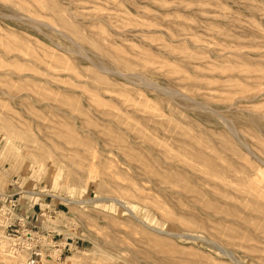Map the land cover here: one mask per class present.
<instances>
[{
	"label": "rangeland",
	"instance_id": "rangeland-1",
	"mask_svg": "<svg viewBox=\"0 0 264 264\" xmlns=\"http://www.w3.org/2000/svg\"><path fill=\"white\" fill-rule=\"evenodd\" d=\"M0 43L1 115L16 125L25 122L17 130L31 129L55 153L72 155V160L59 164L50 158L38 162L29 151L32 145L10 136L0 124V245L2 239L6 242L0 256L9 249L16 251L8 264H103V252L116 255L121 263L135 256L136 264L152 258L174 264H237L236 260L264 264V199L249 194L253 184L230 176L222 181L224 185L220 183L242 201L236 206L238 218L233 217L232 223L231 218L221 219L225 221L219 228L227 229L216 236L213 229L197 225L208 208L199 201L192 203L191 192L184 187L189 178L180 180L181 185L165 184L153 175L150 178L137 156L131 158L124 151L120 155L126 145L132 146L133 153L168 150L167 159L178 166L187 159L206 167L192 158L189 146L178 141L184 131L199 138L207 156L216 154L224 163L245 168L246 172H239L244 177L264 174V0H0ZM118 62L126 65L117 67ZM62 98L65 104L56 103ZM105 111L121 115L119 142L106 140L100 132ZM55 120L76 126L84 123L103 147L110 148L100 150L95 178L86 166L78 165L73 166L75 177L67 175L68 164L86 154L46 134ZM86 132L81 135L94 141ZM116 134L113 129L112 136ZM110 158L120 167L121 177L115 181L105 167ZM176 185L180 191L174 190ZM203 187L210 195L200 198L215 201L218 194L213 186ZM113 198L161 231L142 226ZM188 209L198 214L195 223ZM217 243L230 255L220 252ZM139 252H144V260Z\"/></svg>",
	"mask_w": 264,
	"mask_h": 264
},
{
	"label": "bare ground",
	"instance_id": "bare-ground-1",
	"mask_svg": "<svg viewBox=\"0 0 264 264\" xmlns=\"http://www.w3.org/2000/svg\"><path fill=\"white\" fill-rule=\"evenodd\" d=\"M39 1H41V0H39ZM37 2V1H36ZM51 4H52V2H51ZM53 4H55V3H53ZM57 4V3H56ZM55 7V6H54ZM56 7H58V6H56ZM59 8V7H58ZM57 8V9H58ZM57 9H55V10H57ZM60 9H62V8H60ZM60 9H58V10H60ZM58 10H57V12H58ZM61 11V10H60ZM61 14H63V9H62V12H61ZM59 15H60V13H59ZM64 15V14H63ZM65 17H66V15H64ZM60 19H61V16H60V18L58 19L59 21H60ZM65 20H66V18H64ZM64 19H63V21H64ZM66 21H68V20H66ZM65 22V21H64ZM69 22V21H68ZM68 22L66 23V25L68 24ZM58 23H60V22H58ZM61 24V23H60ZM65 24V23H64ZM63 24V25H64ZM70 24H71V26L73 27L74 26V24H72V22L70 21ZM68 27H70V26H68ZM77 27L75 26V27H73V29H76ZM72 29V28H71ZM67 30H69L68 28H67ZM77 30V29H76ZM76 30H74V31H76ZM71 31H73V30H71ZM71 31H69V32H71ZM80 31V30H79ZM77 32H78V30H77ZM77 32L75 33V34H77ZM74 33V32H73ZM72 33V34H73ZM76 36H79V34H77ZM80 38V37H79ZM80 43V42H79ZM1 44V43H0ZM97 44V43H96ZM95 44V45H96ZM99 44V43H98ZM104 44V43H103ZM98 46V45H97ZM103 46V45H102ZM97 49L99 48V47H96ZM100 49H101V47H100ZM99 49V51H101ZM82 50V49H81ZM102 53H103V55L104 56H106L107 55V51L106 50H102ZM116 54H117V52H115ZM125 54V53H124ZM121 55V54H120ZM114 56V55H113ZM101 57V56H100ZM107 57V56H106ZM111 57V56H110ZM116 57V56H115ZM108 58V57H107ZM111 59V58H110ZM107 60V59H106ZM120 60V59H119ZM108 61H109V58H108ZM110 63H111V61H110ZM109 63V64H110ZM119 64H117V67H118V65L120 66V65H126V63H124V62H118ZM112 64H114V63H112ZM115 66V65H114ZM113 67V66H112ZM116 68V67H115ZM119 71V70H118ZM121 71V70H120ZM119 71V72H120ZM134 71V70H133ZM132 71V72H133ZM128 74V73H127ZM130 74H132V73H130ZM126 75V74H125ZM131 76V75H130ZM133 76V75H132ZM137 77V76H136ZM135 77V78H136ZM140 81V80H139ZM149 83V82H148ZM151 84V83H150ZM153 87V86H152ZM170 91V90H169ZM176 93V92H175ZM174 94V93H173ZM69 96V95H68ZM64 98V97H63ZM63 98L60 100V101H56V103L58 102H60V104L62 105V104H65L66 102L63 100ZM66 98H67V96H66ZM70 98V97H69ZM69 98H67L68 100H69ZM72 99H74V97L73 98H71V102H72ZM78 99V98H77ZM182 100V99H181ZM188 101V100H187ZM71 102H70V104H71ZM73 102H75L74 100H73ZM73 102H72V105H73ZM2 102L0 101V105H2L1 104ZM55 103V104H56ZM76 103H77V101H76ZM75 103V104H76ZM105 103V102H104ZM192 103V102H191ZM195 103V102H194ZM59 104V106L58 107H60L61 105ZM75 104L73 105L74 107H75ZM103 105V104H102ZM77 106V105H76ZM69 107H70V105H69ZM79 107V106H78ZM55 108H56V106H55ZM103 108V107H102ZM109 108V107H108ZM105 109V108H104ZM58 111L60 110V109H57ZM82 109H80V111H81ZM101 110V109H100ZM108 110H110V109H108ZM112 110V109H111ZM206 110V109H205ZM208 110V109H207ZM79 111V110H78ZM79 111V112H80ZM111 112V111H110ZM113 112V111H112ZM80 113H82V112H80ZM84 113V112H83ZM90 113V112H89ZM121 113V112H120ZM208 113H209V111H208ZM103 114V116H102V121L104 122L103 124H102V126H103V130H101L100 132H101V134H103L104 136H106L107 135V137H105V139L106 138H109L111 141H114V142H119L120 140H121V136H120V131L122 130V128H121V123H122V121H121V118H120V116L118 115V113H116V114H112V113H109V112H103L102 113ZM80 115V114H79ZM81 116H82V114H81ZM125 116V115H124ZM124 116H122V117H124ZM83 117V116H82ZM85 118H87V117H85ZM124 119H125V117H124ZM82 120V119H81ZM84 120V119H83ZM96 120V119H95ZM129 120V119H128ZM127 120V121H128ZM87 121H89V120H87ZM168 121H170V120H168ZM0 124H1V126H2V128L3 129H5V130H9L10 131V136H14V137H18V138H20V139H23V140H25L26 142H28V145H29V143L32 145H30L31 146V149L29 150V151H31V152H33L34 153V157H36V160L38 159V162L41 160V159H43L44 160V158H50L51 159V162L52 163H60L61 162V160H66V159H69V160H72V155H71V153H65V152H62V151H59V152H54V151H52V148H51V145L49 146L48 144H47V142H45L43 139H41V138H36V135H34V133H32L31 132V129H24V130H22V131H18L17 130V127L19 126V125H22V126H26L27 124L25 123V122H21L20 121V123H17V124H19V125H16V124H14L13 123V121L11 122V120L7 117V116H5V115H1V113H0ZM19 122V121H18ZM83 122V121H82ZM96 122H98L97 120H96ZM129 122V121H128ZM101 123V122H100ZM130 123V122H129ZM128 123V124H129ZM84 124V123H83ZM83 124H81V125H79V126H76L75 124H73V123H69L68 121H66V120H55V121H52V124L49 126V132L48 133H46V134H53V136H55L57 139H59V140H61L63 143H65V144H70V145H72V146H77L78 148H81V150L84 152L83 154H86V157L85 156H83V157H81V159H79L77 162H75L74 163V161H72V163L71 164H68L69 165V169H68V174L67 175H71V176H74L75 177V174L74 173H76L75 172V170H74V165H78V166H86V169H87V171L89 172V173H92L93 172V174H91L90 176L91 177H94L95 178V175H98L96 172H94V170H95V167H97L98 166V164H99V162H100V153H101V149L102 148H104V150H106L107 148H105V147H103L102 146V144H101V142L99 143V141H98V139H97V137L95 136L94 137V135L90 132H88L89 130V128L88 129H86L85 128V126L83 125ZM85 124H87V123H85ZM152 124V123H151ZM171 124V122L168 124V125H170ZM174 124V123H173ZM89 125V124H88ZM87 125V127H89ZM93 125V124H92ZM132 125V124H131ZM94 126H96V125H94ZM126 126V125H125ZM125 126H123V127H125ZM28 127V126H27ZM133 127V126H132ZM137 127V126H136ZM169 127H171L170 128V130H172V128H174L173 126H169ZM94 128V127H93ZM126 128V127H125ZM131 128V127H130ZM130 128L128 127V129L130 130ZM176 128V127H175ZM180 128V127H179ZM95 129V128H94ZM102 129V128H101ZM113 129H115V131H118V134H116V136H112V131H113ZM138 129H139V127H138ZM83 130H86L88 133H89V135H90V137L91 138H95L94 139V141H92L91 139H87V136L85 137V136H82L81 135V132L83 131ZM100 130V129H99ZM133 130V129H132ZM132 130H130V133L132 132ZM234 130V129H233ZM98 131V130H97ZM123 131H124V129H123ZM137 131V130H136ZM140 131L142 132V130L140 129V130H138V133H140ZM169 131V130H168ZM178 131V130H177ZM177 131L175 132L177 135L180 133H177ZM86 132V133H87ZM99 132V131H98ZM122 132V131H121ZM127 132V131H126ZM229 133H230V131H228ZM120 133V134H119ZM7 134V133H6ZM80 134V135H79ZM124 134H125V131H124ZM127 134V133H126ZM132 134V133H131ZM135 134H136V132H135ZM181 135V138H180V140H178V141H182L185 145H187V146H189L191 149L188 151V153L192 156V158H196V160L198 159L201 163H204L205 165H206V167H204L203 166V168L201 167H197L196 165H195V163L194 162H189V161H187V159H186V161H184L183 162V164L184 165H180V166H178L176 163H174L173 161H169L167 158H168V156H169V154H171V152H169V154L167 155V151L166 150H163V151H161V153L159 152H156L155 151V149H147V151L146 152H142V151H139V152H134L133 153V148H132V146L130 145H126V146H123V147H121L120 148V155H123L122 153H123V151H124V155H129L130 154V157L131 156H133L134 158L137 156V158L140 160V162H141V164H140V166L142 165V167H143V169H144V171H145V173H147V174H150V178H151V175H153L152 177L153 178H155L157 181H160V182H168L169 184H172V185H174V184H180L181 185V183L182 182H180V180H183V179H185V178H189L190 179V184H186L185 182V184H184V187H185V189L187 190L186 192H188L189 191V193L191 192V196H192V203L194 204V206H195V203H196V201H199V202H202L201 204H203L206 208H208V211H205V213H206V215L204 216V217H202L200 220H198V222H197V225H199V227H205V228H211V229H213L214 230V232H215V234H216V236H217V234H218V236H219V234H221V233H224L225 232V230L227 229L225 226H223V225H221L220 227H222V228H219V226L218 225H220V224H222L226 219H227V217L228 218H231V219H229L230 220V222H231V220H233V217H237L238 218V214L236 213V209H237V203L239 202H241L242 201V197L240 196V195H236L235 193H230L229 191H227L226 189H224V188H221L220 186V183H223L222 181H224L225 180V178H227V177H231V178H240V179H243V180H246L247 182H249V183H251V185H252V187L250 188V189H253V192L251 191L250 193L249 192H247V193H249V194H252L253 193V195H254V197L255 198H262V199H264V174H262V171H261V174L260 175H258L256 178H252V176H253V174H252V176H251V174H249L248 173V175H249V178H247V177H244V174H239V172H241V171H243V170H245V168L244 169H242L241 167H235L232 163H224V162H222V159L220 158V156L219 155H216V154H213L212 156H207L205 153L206 152H208V151H204V147H203V145L199 142V138L196 136V135H192V134H189V133H186V132H182V133H180ZM133 136H134V134H132ZM144 135H145V133H144ZM169 135H171V134H169ZM109 136V137H108ZM137 136H139V135H137ZM148 137H149V135H147ZM173 136H175V135H173ZM179 136V135H178ZM89 137V136H88ZM127 137V136H126ZM131 137V136H130ZM140 137V136H139ZM151 137V136H150ZM99 138V137H98ZM104 138V137H103ZM137 138V137H136ZM141 138H142V136H141ZM124 139V138H123ZM52 140H53V138H52ZM101 140L103 141V139L101 138ZM107 140V139H106ZM131 140V139H130ZM129 140V141H130ZM142 140V139H141ZM149 140V139H148ZM124 141V140H123ZM136 141H137V139H136ZM135 141V142H136ZM145 141H146V139H145ZM142 142H143V140H142ZM148 142V141H147ZM103 143V142H102ZM119 144V143H118ZM117 143H116V145H118ZM131 144H133V143H131ZM140 144V143H139ZM143 144V143H142ZM146 144V143H145ZM144 144V145H145ZM150 144V143H149ZM155 144V142L153 141V145ZM182 144V143H181ZM111 145H113V144H111ZM120 145H122V144H120ZM148 145V144H147ZM160 145V144H159ZM135 146H136V144H135ZM152 146V145H151ZM154 146H156V145H154ZM180 146V145H179ZM186 146V147H187ZM148 147V146H147ZM150 147V146H149ZM165 147L166 148H168L166 145H165ZM186 147H183V148H185L186 149ZM231 147V146H230ZM154 148V147H153ZM158 148V147H157ZM157 148H156V150H157ZM164 148V147H163ZM110 148H108V150H109ZM165 149V148H164ZM134 150H135V148H134ZM71 151H73V152H75V153H79V151L78 150H76V149H72ZM72 152V154H74V156H78L77 154H75V153H73ZM184 152V151H183ZM133 153V154H132ZM182 153V152H181ZM32 154V153H31ZM173 154V153H172ZM177 155H179V154H177ZM185 155H186V152H185ZM173 156H174V154H173ZM108 157V156H107ZM124 157H126V156H124ZM128 157V156H127ZM176 157V156H175ZM181 157V156H180ZM132 158V157H131ZM83 159V160H82ZM173 159V158H172ZM178 159H179V157H178ZM35 160V159H34ZM128 160H131V159H128ZM198 160H197V162H198ZM62 161V162H63ZM112 161H114L113 159H109V161H107L108 162V164H106V168H107V173L109 174L108 175V177H111L112 178V180L113 181H115V178L117 179V177H121V175H120V170H119V168L117 167V164L115 165H113V163H112ZM176 161V160H175ZM41 162V161H40ZM45 162H47V161H45ZM126 162H127V160H126ZM176 162H178V160L176 161ZM179 162H181L180 161V159H179ZM178 162V163H179ZM115 163H116V161H115ZM131 163V162H130ZM138 163V162H137ZM154 163H159V164H163V165H160L159 167H156V166H154ZM132 164V163H131ZM131 164H129V165H131ZM180 164V163H179ZM182 164V163H181ZM135 165H136V163H135ZM134 168V167H133ZM140 168V167H139ZM250 168V167H249ZM254 168V167H253ZM252 169V168H251ZM257 169V168H256ZM240 170V171H239ZM249 170V169H248ZM253 170V169H252ZM53 171V170H52ZM95 171H97V170H95ZM143 171V172H144ZM258 171V170H257ZM243 172H246V171H243ZM67 173V172H66ZM144 173V174H145ZM260 173V172H259ZM258 174V173H257ZM93 175V176H92ZM105 175V174H104ZM103 175V176H104ZM142 176V175H141ZM149 176V175H148ZM254 176H255V174H254ZM106 177V176H105ZM120 177H119V179H120ZM145 177H147V176H145ZM93 178V179H94ZM141 178V177H140ZM73 179V178H72ZM121 179H123V178H121ZM133 179V178H132ZM215 179H219V180H216L215 181ZM228 179V178H227ZM148 180V179H147ZM151 180V179H150ZM116 181H118V180H116ZM188 181V180H187ZM219 181V182H218ZM230 181V180H229ZM119 183V182H118ZM164 183H162V184H164ZM248 183V184H249ZM116 184V183H115ZM166 184V183H165ZM183 184V183H182ZM204 184H210V185H212L213 186V193L215 194L216 193V195H217V198L215 199V201H213V202H210V201H207V199L206 200H203L202 198H200L201 196H203V195H201V194H204V195H210L209 194V192L203 187V185ZM113 185V184H112ZM120 185V184H119ZM180 185H176L175 187H177V186H179V187H181ZM220 185V186H219ZM223 185H224V183H223ZM225 185H227L228 186V184H226L225 183ZM229 185H230V183H229ZM123 186H124V184H123ZM130 186H131V184H130ZM130 186H129V188H130ZM166 185H164V187H165ZM226 186V187H227ZM113 187V186H112ZM118 187V186H117ZM120 187V186H119ZM132 187V186H131ZM133 187H135V186H133ZM167 187H169V186H167ZM173 187V186H172ZM179 187H177L176 189H174L175 191H177V189L179 188ZM183 187V186H182ZM207 187V186H206ZM126 188V187H125ZM211 188V187H210ZM231 188V187H230ZM230 188H228V189H230ZM167 189V188H166ZM169 189H170V187H169ZM182 189H184V188H182ZM181 189V191L183 192V190ZM184 189V190H185ZM208 189V188H207ZM246 189H249L248 188V186H247V188ZM171 190H173V189H171ZM173 190V191H174ZM179 190V189H178ZM209 190V189H208ZM231 190H232V188H231ZM124 191H126L125 189H124ZM166 191V190H165ZM170 191V190H169ZM180 191V190H179ZM212 191V190H211ZM182 192H180V193H182ZM234 192H237V191H234ZM241 192V191H240ZM244 192V191H243ZM114 193V192H113ZM121 193H122V190H121ZM164 193V192H163ZM169 193V192H168ZM115 194V193H114ZM178 194V193H177ZM240 194V193H239ZM245 194V193H244ZM180 195V194H179ZM125 196V195H124ZM166 196V195H165ZM180 196H182V195H180ZM179 196V197H180ZM188 196H189V194H188ZM247 196V195H246ZM245 196V197H246ZM185 197V196H184ZM207 197V196H206ZM248 197V196H247ZM250 197V196H249ZM123 198V197H122ZM176 198V197H175ZM110 199H111V197H110ZM115 201H117L118 202V204L119 205H121V206H123V208L126 210V211H128L129 212V214L130 215H132L138 222H140V224L142 225V226H144L145 228H148V229H150V230H154V231H161V230H159V229H157V228H155V227H151V226H149V225H147V224H145L143 221H141L140 219H138L137 217H136V215L133 213V209L131 208V207H128L124 202H122L119 198H113ZM178 199V198H177ZM181 199V198H180ZM186 199H188L187 198V196H186ZM258 199V200H259ZM262 199H260L261 201H262ZM68 200V199H67ZM245 200H246V198H245ZM254 200V199H253ZM259 200V201H260ZM172 201V200H171ZM264 201V200H263ZM262 201V202H263ZM89 202V201H88ZM179 202V201H178ZM177 202V203H178ZM247 202V201H246ZM69 203H76V201H74V200H69ZM185 203H187V202H185ZM254 202H252L251 204H253ZM180 204V203H179ZM199 204V203H198ZM241 204V203H240ZM246 204V203H245ZM256 204V203H255ZM264 204V203H263ZM247 205V204H246ZM258 205V207L260 206L259 205V203L257 204ZM184 206V205H183ZM193 206V207H194ZM198 206V205H197ZM239 206H241V205H239ZM201 207V206H200ZM242 207H243V205H242ZM197 208V207H196ZM203 208V207H202ZM202 208H200V210L199 209H197V210H199L200 212H201V209ZM257 208V207H256ZM205 209V208H204ZM203 209V210H204ZM258 210L260 209V208H257ZM256 209V211H258ZM175 210V209H174ZM181 210H183V209H181ZM188 210H190V209H188ZM202 210V211H203ZM206 210V209H205ZM167 210H165V214L166 213H169V210H168V212H166ZM179 211V210H178ZM186 211V210H185ZM184 211V212H185ZM191 211V210H190ZM240 211V210H239ZM181 212V211H180ZM187 212H189V211H187ZM259 212V211H258ZM261 212V211H260ZM263 212H264V210H263ZM190 213H192V211L191 212H189V214ZM203 213V212H202ZM178 214V213H177ZM264 214V213H263ZM129 215V216H130ZM196 215H198V214H191V218L192 219H190V221H191V223L192 222H194L195 220H196ZM248 215V214H247ZM162 216H163V213H162ZM172 216V215H171ZM264 216V215H263ZM239 217H242V216H239ZM172 218V217H171ZM176 218V217H175ZM198 218V217H197ZM214 219V222H211L209 219ZM167 219V218H166ZM169 219H170V217H169ZM173 219V218H172ZM171 219V220H172ZM221 219H225V220H221ZM135 220V221H136ZM176 220H177V218H176ZM185 220V219H184ZM187 220V219H186ZM228 220V219H227ZM128 221V220H127ZM134 221V222H135ZM173 222H174V220H172ZM137 222V223H138ZM176 222V221H175ZM177 222H178V220H177ZM181 222H182V220H181ZM183 222H185V221H183ZM136 223V224H137ZM191 223H190V225H191ZM195 223V222H194ZM209 223H211V225H208ZM232 223V222H231ZM135 224V225H136ZM139 224V223H138ZM186 224H187V222H186ZM228 224V223H227ZM244 223H242V225H243ZM184 225V224H183ZM182 225V226H183ZM186 226V225H185ZM187 226H189L188 224H187ZM186 226V227H187ZM194 226V225H193ZM250 226V225H249ZM253 227V226H252ZM143 228V227H142ZM142 228H140V229H142ZM205 228H203V230H205ZM208 228V229H209ZM228 228H229V226H228ZM148 229H146L147 231H148ZM189 229V228H188ZM197 229H198V227H197ZM207 229V230H208ZM252 229V228H251ZM257 229V228H256ZM143 231H145L144 230V228L142 229ZM191 230H193V229H191ZM191 230H190V232H191ZM232 230V229H231ZM196 231V230H195ZM254 231V230H253ZM149 232V231H148ZM197 232V231H196ZM205 232V231H204ZM207 232H209V231H207ZM213 232V231H212ZM213 232V233H214ZM238 232V231H237ZM242 232V231H241ZM140 233V232H139ZM154 233H156V232H154ZM162 233V232H161ZM202 233H203V231H202ZM206 233V232H205ZM211 233V232H210ZM209 233V234H210ZM240 233V232H239ZM143 234V233H142ZM241 234V233H240ZM161 235V234H160ZM163 235V234H162ZM186 235V234H185ZM236 235V234H235ZM155 235H153V237H154ZM164 236V235H163ZM162 236V237H163ZM168 236H170V234L168 235ZM179 236H181V235H179ZM187 236V235H186ZM188 236H189V234H188ZM192 236H194V235H191V237ZM215 236V235H214ZM215 236V237H216ZM221 236V235H220ZM231 236V235H230ZM229 236V237H230ZM147 237V236H146ZM149 237V236H148ZM156 237V236H155ZM159 237V236H158ZM167 237V236H166ZM182 237V236H181ZM190 237V236H189ZM213 237V236H212ZM233 237V236H232ZM239 237V236H238ZM137 238V237H136ZM169 238V237H168ZM171 238V237H170ZM185 238V237H184ZM196 238V237H195ZM221 238H223V240H225V238L223 237V236H221L220 237V239ZM151 239V238H150ZM153 239V238H152ZM155 239V238H154ZM160 239V238H159ZM162 239V238H161ZM165 239V238H164ZM197 239H199V238H197ZM219 239V240H220ZM227 239V238H226ZM249 239V238H248ZM242 240V239H241ZM154 241V240H153ZM152 241V242H153ZM155 241H157V240H155ZM159 241V240H158ZM161 241V240H160ZM214 241V240H213ZM218 241V240H217ZM151 242V243H152ZM162 242V241H161ZM216 242V241H215ZM227 242V241H226ZM229 242H231V241H229ZM232 242H233V240H232ZM231 242V243H232ZM235 242V241H234ZM110 243V242H109ZM157 243V242H156ZM156 243H155V245H156ZM168 243V242H167ZM220 243V242H219ZM6 242H4V240L2 239V241H1V245H0V247H2V248H4V247H6ZM111 244H112V242H111ZM110 244V245H111ZM148 244V243H147ZM159 244V243H158ZM162 244V243H161ZM169 244V243H168ZM167 244V245H168ZM209 244H211V242L209 243ZM208 244V245H209ZM213 244V243H212ZM218 244V243H217ZM102 245V244H101ZM114 245V244H113ZM218 245H220V244H218ZM112 246V245H111ZM158 246H160L159 247V249L161 248V245H158ZM163 246V245H162ZM166 246V245H165ZM230 246V245H229ZM95 247H96V245H95ZM103 247H105V246H103ZM120 247V246H119ZM153 247H154V245H153ZM170 247V246H169ZM168 247V248H169ZM172 248H173V246H171ZM175 247V246H174ZM220 247L221 248H219V251L220 252H222V253H224V254H226V255H230V252H229V250H225L224 248H222L223 246H221L220 245ZM97 248H99V247H97ZM101 248V247H100ZM108 248V247H107ZM121 248V247H120ZM123 248V247H122ZM178 248V247H177ZM6 249V248H5ZM9 249V248H8ZM128 249V248H127ZM149 249V248H148ZM166 249V248H165ZM105 250V249H104ZM126 250V249H125ZM130 250V249H129ZM136 250V249H135ZM146 250V249H145ZM164 250V249H163ZM162 250V251H163ZM167 250H169V249H167ZM167 250H165V251H167ZM177 251V249H174V250H171V251ZM6 251H8L7 249H6ZM99 251V250H98ZM114 251V250H113ZM150 251V250H149ZM148 251V252H149ZM184 251V250H183ZM16 252V251H15ZM15 252H13V251H10V249H9V253L8 254H2L1 253V256H0V261H3L2 263L4 264V262L6 263L7 262V264L8 263H11L12 261L11 260H13L14 258H15V255H14V253ZM127 252V251H126ZM136 252V251H135ZM100 254H101V252H99ZM104 253V252H103ZM103 253H102V256H101V258H100V260L102 261V263L103 264H136L137 262L135 261L136 259H135V256H133V258L131 259V260H129L128 261V257H126L127 258V261L126 262H122L121 263V261L119 262V261H116V257L115 256H113L112 254H110V253H104V255H103ZM130 251H129V255H130ZM140 253V252H139ZM142 253H144V252H142ZM142 253H140L141 255H142ZM150 253V252H149ZM174 253V252H173ZM198 253V252H197ZM24 254V253H23ZM127 254V253H126ZM154 254V253H153ZM158 254V253H157ZM128 255V254H127ZM173 255V254H172ZM171 255V256H172ZM174 255H175V253H174ZM199 255V254H198ZM123 256V255H122ZM124 256H125V253H124ZM145 256V255H144ZM155 256V255H154ZM175 256H177V254L175 255ZM175 256H174V258H175ZM179 256H180V254H179ZM183 256V255H182ZM232 256V255H231ZM17 257V256H16ZM131 257V256H130ZM137 257V256H136ZM142 258H143V255L141 256ZM140 257V258H141ZM228 257H230V256H228ZM22 258V257H21ZM126 258H125V260H126ZM150 258V257H149ZM154 258H156V257H154ZM186 258V257H185ZM232 258H235V257H232ZM56 259H59V258H57L56 257ZM147 259L148 258H146V261H147ZM237 259V258H236ZM27 260H29V255H28V257H27ZM143 260H144V258H143ZM175 260V259H174ZM185 260V259H184ZM233 260V259H232ZM11 261V262H10ZM123 261V260H122ZM149 261V260H148ZM147 261V263L146 264H174V263H169V261L167 262V261H165L164 259H162L161 260V258H156V259H151L150 260V262H148ZM180 263H184V261L182 262L181 261V258H180ZM199 261V260H198ZM202 261V260H201ZM207 261H208V259H207ZM14 262V261H13ZM47 262V261H46ZM185 262H186V260H185ZM189 261H187L186 263H188ZM205 262H206V260H205ZM211 262V261H210ZM209 262V263H210ZM208 263V264H209ZM216 263V262H215ZM236 263L237 264H244V263H242L241 261H237L236 260ZM0 264H1V262H0ZM199 264V263H198ZM211 264V263H210ZM217 264V263H216ZM219 264V263H218Z\"/></svg>",
	"mask_w": 264,
	"mask_h": 264
},
{
	"label": "built area",
	"instance_id": "built-area-1",
	"mask_svg": "<svg viewBox=\"0 0 264 264\" xmlns=\"http://www.w3.org/2000/svg\"><path fill=\"white\" fill-rule=\"evenodd\" d=\"M33 251H34V250H33ZM33 251H32V252H33ZM34 252L37 253L36 251H34ZM38 253H39V252H38ZM30 261H33V260L30 259Z\"/></svg>",
	"mask_w": 264,
	"mask_h": 264
}]
</instances>
